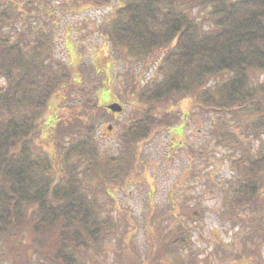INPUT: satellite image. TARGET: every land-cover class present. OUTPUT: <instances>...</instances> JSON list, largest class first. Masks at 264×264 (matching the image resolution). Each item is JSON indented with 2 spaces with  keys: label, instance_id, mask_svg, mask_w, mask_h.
Wrapping results in <instances>:
<instances>
[{
  "label": "trees",
  "instance_id": "trees-1",
  "mask_svg": "<svg viewBox=\"0 0 264 264\" xmlns=\"http://www.w3.org/2000/svg\"><path fill=\"white\" fill-rule=\"evenodd\" d=\"M56 3L0 0V264L91 261L121 221L130 222L112 190L137 181L138 148L176 120L183 130L190 116H211L210 138L231 152L235 174L222 193L232 225L263 238L264 0H117L99 21V36L121 59L137 62L140 74L151 72L143 79L132 73L128 99L117 95L131 115L118 133V152L105 156L95 138L112 114L96 97L103 77L86 80L85 64L76 69L56 54ZM194 8L205 17L191 16ZM56 98L78 112L65 120L46 116ZM48 122L53 151L39 144ZM92 181L108 189L110 201L90 196ZM176 205V230L150 211L145 264L169 257L196 264L183 220L198 222L204 207ZM126 245L121 264H143Z\"/></svg>",
  "mask_w": 264,
  "mask_h": 264
},
{
  "label": "rangeland",
  "instance_id": "rangeland-1",
  "mask_svg": "<svg viewBox=\"0 0 264 264\" xmlns=\"http://www.w3.org/2000/svg\"><path fill=\"white\" fill-rule=\"evenodd\" d=\"M116 2L111 0L107 6L94 7L84 5L80 0H57L53 8L56 11L53 19L60 17L54 26L56 54L76 69L85 64L86 80L103 77H100L103 85L96 91L100 103L117 101L123 106L121 112L111 114L109 120L102 122L95 133L104 156L118 152V133L131 115V106L116 100L117 95L128 99L127 86L132 73L143 79L151 72L140 74L137 62L127 63L121 59L109 44L104 43L105 38L99 36L98 23ZM189 12L191 16L206 15L205 11L195 8ZM93 69L100 74L94 75ZM59 102L58 98L52 101L46 116L65 120L78 112L77 109L76 112L68 109L65 101ZM48 123L50 125L42 131L39 144L46 151H53V128ZM211 123V116L198 120L190 116L181 130V120H176L168 130L154 135L138 148L142 166L136 169L137 181L128 183L124 189H113L114 198L110 197L116 207L124 209L121 212L128 213L130 222L127 224L122 220L119 230L104 242L100 253H90L92 260L84 264H121L125 254L120 253V246L125 244L136 262L145 264L150 252L145 237L150 211L153 209L151 218L161 216L162 225L176 230L178 218H181L179 212L174 211L177 203H198L204 207L198 222L183 220L187 227L188 250L196 257V264H264V237L253 232L251 227L233 226L228 217L222 185L235 172L229 161L231 152L216 146L210 138ZM108 125H111L110 130ZM86 185L91 191L90 196L97 195L101 202L110 201L106 194L108 189L101 183L92 181ZM166 211L169 213L164 217L162 214ZM119 216L117 213L115 217L120 220ZM250 251L256 255L250 257ZM174 260L169 257L158 264H176Z\"/></svg>",
  "mask_w": 264,
  "mask_h": 264
},
{
  "label": "water",
  "instance_id": "water-1",
  "mask_svg": "<svg viewBox=\"0 0 264 264\" xmlns=\"http://www.w3.org/2000/svg\"><path fill=\"white\" fill-rule=\"evenodd\" d=\"M106 107L111 110L112 112H120L122 111V106L118 102H112L106 105ZM107 128L110 130L111 125H108Z\"/></svg>",
  "mask_w": 264,
  "mask_h": 264
}]
</instances>
